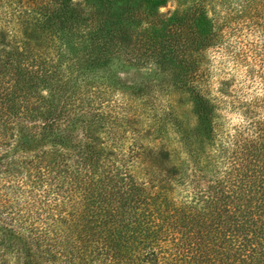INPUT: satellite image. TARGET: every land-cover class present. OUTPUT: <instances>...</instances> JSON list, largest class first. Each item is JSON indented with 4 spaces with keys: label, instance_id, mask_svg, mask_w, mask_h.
<instances>
[{
    "label": "trees",
    "instance_id": "obj_1",
    "mask_svg": "<svg viewBox=\"0 0 264 264\" xmlns=\"http://www.w3.org/2000/svg\"><path fill=\"white\" fill-rule=\"evenodd\" d=\"M168 1L0 0V264H264V98L240 107L242 163L199 148L218 134L207 52L264 24V0ZM144 57L189 95L185 157L131 144L88 78Z\"/></svg>",
    "mask_w": 264,
    "mask_h": 264
},
{
    "label": "rangeland",
    "instance_id": "obj_2",
    "mask_svg": "<svg viewBox=\"0 0 264 264\" xmlns=\"http://www.w3.org/2000/svg\"><path fill=\"white\" fill-rule=\"evenodd\" d=\"M174 7L170 0L160 11ZM222 28L220 43L208 50L199 77L203 92L217 107L218 134L216 140L197 146L206 153L225 151L220 168L224 173L252 154L247 144L251 132L240 107L264 98V24ZM174 73L171 65L155 58H120L88 78L99 86L101 107L111 112L116 123L125 122L131 144L166 148L173 158H181L188 153L185 136L196 139V116L188 93L176 89Z\"/></svg>",
    "mask_w": 264,
    "mask_h": 264
}]
</instances>
